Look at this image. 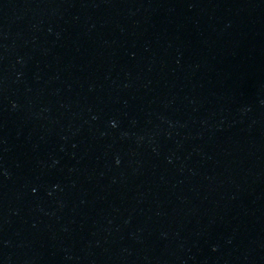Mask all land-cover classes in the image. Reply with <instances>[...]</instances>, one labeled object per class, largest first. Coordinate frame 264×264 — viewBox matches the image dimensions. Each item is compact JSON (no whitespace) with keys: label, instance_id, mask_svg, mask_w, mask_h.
I'll list each match as a JSON object with an SVG mask.
<instances>
[{"label":"water","instance_id":"1","mask_svg":"<svg viewBox=\"0 0 264 264\" xmlns=\"http://www.w3.org/2000/svg\"><path fill=\"white\" fill-rule=\"evenodd\" d=\"M0 264H264V0H0Z\"/></svg>","mask_w":264,"mask_h":264}]
</instances>
